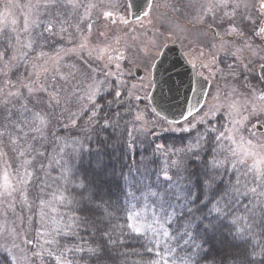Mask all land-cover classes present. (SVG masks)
<instances>
[{
  "label": "snow or ice",
  "instance_id": "obj_1",
  "mask_svg": "<svg viewBox=\"0 0 264 264\" xmlns=\"http://www.w3.org/2000/svg\"><path fill=\"white\" fill-rule=\"evenodd\" d=\"M80 6L0 0V264H169L166 255L179 264H264V88L249 80L264 84V23L250 14L253 5L189 0L192 27L213 32V68L225 79L242 74L245 91L232 87L223 104L181 112L183 119L140 109L136 102L149 97L125 79L124 53L93 45L79 22L65 26ZM108 6L103 16L122 8L130 24L136 5ZM148 67L149 76L161 72L162 96L179 95L187 72L178 62L165 67L153 57ZM129 124H139L143 140L124 139ZM163 133L182 134L179 146L148 140ZM122 143L129 154L140 147L167 157V183H148L150 157L121 162L107 151ZM85 154L92 158L82 170ZM119 194L143 200L150 216L121 217Z\"/></svg>",
  "mask_w": 264,
  "mask_h": 264
},
{
  "label": "rangeland",
  "instance_id": "obj_2",
  "mask_svg": "<svg viewBox=\"0 0 264 264\" xmlns=\"http://www.w3.org/2000/svg\"><path fill=\"white\" fill-rule=\"evenodd\" d=\"M79 8L73 11L69 9L70 15L65 17L68 20L66 27H69V31H73L74 28L69 25H76L79 22L80 28L87 34L90 35L93 45L100 44L102 47L105 44H111L112 47L118 48L127 57L126 60L122 61L126 73H131V75H126L129 85L135 84L139 89V95L143 98L145 93L149 95L152 87L148 88L149 79L152 81V76H149V65L152 63L153 57L158 58L157 53L161 52V45L167 43H177L180 44L183 52L190 58V61L194 63L195 61L203 60L205 64L208 65L207 68H203L202 72L211 81V88L203 105L204 110L212 105H219L224 103V92L230 91L232 87H236L239 91H245L244 77L241 74L238 80H233L230 77L225 79L224 73H219L213 68L212 57L209 54L211 49L209 45L215 43V39L212 36L210 30L203 29L200 27L193 28L191 20V10L187 7L189 0H155L153 1V8L149 11L147 17H143L138 20L131 21L130 11L128 8L127 19L130 21L129 25H124L122 23V17L124 15L122 8H116L113 12L112 20L109 17L103 16L101 13L104 11H113L109 7V0H77ZM115 4H127V0H111ZM264 0H249L250 14L254 19H258L261 23L264 20V16L260 14V4ZM90 4H96L97 7L94 9H89L88 14L85 15L86 7ZM167 5V6H166ZM78 13V15H77ZM245 31L251 35L252 25L247 21ZM91 24V32L88 33L87 25ZM178 26L184 27L185 31H178ZM219 31V29H216ZM103 33V35H101ZM119 39L120 43L116 44V40ZM208 44L207 49H202V45ZM223 60V56L217 53ZM231 62V61H229ZM140 67L143 71L141 78H136L134 75V68ZM220 68L224 67V64H219ZM152 71V70H151ZM250 83L257 88H264V84H261L255 78H249ZM143 84V87H141ZM153 85V81H152ZM219 96V99L217 98ZM141 101L147 103L149 109L151 110V105L148 99H142ZM154 117L146 116L147 120H152ZM191 119V118H190ZM255 122V121H253ZM139 128V124L135 125L134 131L132 133V138L138 136L139 133L136 129ZM159 131V129H157ZM160 162V172L158 180H164L162 172L169 168L168 158L158 154ZM259 166V162H258ZM160 182H156V184ZM167 183V182H166ZM155 185V181L153 183ZM164 185V184H160ZM60 193L57 192L56 195ZM51 198L50 196L48 197ZM60 212H65V208L57 205ZM144 211L146 215L150 216V212L144 210V201H136V206L134 212Z\"/></svg>",
  "mask_w": 264,
  "mask_h": 264
},
{
  "label": "water",
  "instance_id": "obj_3",
  "mask_svg": "<svg viewBox=\"0 0 264 264\" xmlns=\"http://www.w3.org/2000/svg\"><path fill=\"white\" fill-rule=\"evenodd\" d=\"M127 1L129 4L136 5V7H130L131 20H133L136 19L137 15L144 16V12L149 11L147 5L152 3L153 0ZM109 20H112V17H109ZM166 45L167 47H163L161 51L163 55L156 60L157 64L159 65V62L163 61L165 67H170L171 62H178L181 71H186L187 75L182 78L184 83L179 95L168 94L165 89V94L162 96L159 86L162 79L161 72L157 68H153L151 71L153 86L148 99L151 107L156 108L157 111L162 108L166 109L162 114L167 116L168 119H183L180 115L181 112L186 116L188 110H192L195 113L196 109L201 108L209 88V81L189 71L190 66L178 45ZM134 74L137 78H141L143 72L139 67H135Z\"/></svg>",
  "mask_w": 264,
  "mask_h": 264
},
{
  "label": "trees",
  "instance_id": "obj_4",
  "mask_svg": "<svg viewBox=\"0 0 264 264\" xmlns=\"http://www.w3.org/2000/svg\"><path fill=\"white\" fill-rule=\"evenodd\" d=\"M136 103L139 105L140 109L144 110L146 113L151 112L147 103H145L143 101H137ZM148 115L151 116V114H148ZM134 128H135V125L129 124L127 132L124 134V139H126L129 143H131V141H132V136H129L127 133L130 132L132 134L134 131ZM181 135L182 134H180V133H176V134L163 133L160 137H155V138L149 137L148 140L155 139L157 143H167L169 147H171L173 143H175L177 146H179V144H180L179 137ZM183 135H187V134H183ZM138 136L141 140L144 139V137L141 136L140 134ZM145 143H147V141H145ZM93 147H95V145H93ZM107 151L112 153V154H115L118 152L121 156V162H123L125 159H127V157L129 155L131 156V160L128 161L129 163H131L132 160L139 162L141 159V156L150 157V160L148 162V169L150 171V179H149L148 183L153 184L155 181V184H156V182L158 181V182H160V184H166V181L160 180V179L158 180V178H159L158 176H159V172H160L159 156H158V154L153 155L151 153L150 148H145L144 151L141 152L140 147H136L134 149V151L129 154L125 145L122 143V144L118 145L116 149H107ZM91 158H92L91 154H85V156L82 159L81 165H80L82 170L86 169L88 167L89 161L91 160ZM64 195H67V193L65 192ZM119 196H120V203L122 205V207L119 211V215L121 217H125L127 215L132 214L134 212V208H135V207H133V205L136 206V201L125 202V198H124L123 194H119ZM161 239L163 240L164 238L161 237ZM174 258L177 259V264H179V260L177 257L166 255V259L169 261V264H171V260Z\"/></svg>",
  "mask_w": 264,
  "mask_h": 264
},
{
  "label": "flooded vegetation",
  "instance_id": "obj_5",
  "mask_svg": "<svg viewBox=\"0 0 264 264\" xmlns=\"http://www.w3.org/2000/svg\"><path fill=\"white\" fill-rule=\"evenodd\" d=\"M262 23H264V20H263ZM203 29H205V28H203ZM206 29H207V28H206ZM210 32H211V34H212V36H213V32H212V31H210ZM213 37H214V36H213ZM173 44H177V43H173ZM178 45H179V47L181 46L180 44H178ZM207 47H208V44H206V43H204V44L202 45V49L205 48V50H206ZM180 49H181V47H180ZM181 50H182V49H181ZM182 52H183V50H182ZM183 53H184V52H183ZM184 55H185V57H186V59H187V62H188V64H189V66H190L189 71H190V72H194V74H196L197 76H202L203 78H205V79H207V80L209 81V88H208V91H207V93H206V95H205L204 102H203V105H204L205 100H206V98H207V95H208V93H209V90H210V88H211V81H210V79H209L206 75L203 74V72H202L203 67H196V68H194V67H192V65L195 64V65L199 66V65H201V64H205V63L203 62V60L195 61L194 63H192V62L189 63L190 58H189L185 53H184ZM203 105H202V106H203Z\"/></svg>",
  "mask_w": 264,
  "mask_h": 264
},
{
  "label": "bare ground",
  "instance_id": "obj_6",
  "mask_svg": "<svg viewBox=\"0 0 264 264\" xmlns=\"http://www.w3.org/2000/svg\"><path fill=\"white\" fill-rule=\"evenodd\" d=\"M155 1V0H154ZM153 3V2H152ZM140 18L139 19H141V18H143L144 16L142 15V16H139ZM130 20H131V17H130ZM134 20H138L137 18L136 19H133V20H131V21H134ZM148 101H149V99H148ZM152 108V107H151ZM191 117H189V119H190Z\"/></svg>",
  "mask_w": 264,
  "mask_h": 264
}]
</instances>
